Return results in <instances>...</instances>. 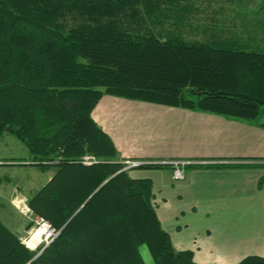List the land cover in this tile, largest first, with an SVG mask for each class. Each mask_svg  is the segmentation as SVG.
<instances>
[{
  "label": "trees",
  "instance_id": "1",
  "mask_svg": "<svg viewBox=\"0 0 264 264\" xmlns=\"http://www.w3.org/2000/svg\"><path fill=\"white\" fill-rule=\"evenodd\" d=\"M212 1L0 0V136L13 134L30 154L5 166L54 170L27 205L59 231L32 251L0 220V264H144L143 245L154 264H196L162 229L151 182L129 176L91 112L108 95L256 120L263 7L245 16L255 0H238L240 24L223 30L200 25ZM85 155L97 163L83 165Z\"/></svg>",
  "mask_w": 264,
  "mask_h": 264
},
{
  "label": "crops",
  "instance_id": "2",
  "mask_svg": "<svg viewBox=\"0 0 264 264\" xmlns=\"http://www.w3.org/2000/svg\"><path fill=\"white\" fill-rule=\"evenodd\" d=\"M194 29L190 37H197ZM91 118L110 138L122 163L163 166L128 173L151 182L152 204L176 251H191L196 264L264 259L263 122L108 95ZM173 161L190 163L182 181L172 179V167L166 163ZM31 169L11 170L24 174ZM45 174L48 182L54 170ZM4 193L0 189V197ZM28 198L15 189L6 199L13 211L27 217ZM11 213L2 211L0 220H10Z\"/></svg>",
  "mask_w": 264,
  "mask_h": 264
},
{
  "label": "rangeland",
  "instance_id": "3",
  "mask_svg": "<svg viewBox=\"0 0 264 264\" xmlns=\"http://www.w3.org/2000/svg\"><path fill=\"white\" fill-rule=\"evenodd\" d=\"M264 0H255L251 4L245 5L243 9H241L242 15L251 16V14L258 12L259 7H263L264 12ZM238 0H213L210 4V7L205 9L199 19L200 25H204L206 21L213 18L215 22H217L222 28L228 29L231 28L233 22L235 20L238 24L239 21L235 19L238 13L235 12V7H237ZM249 6L252 9H249ZM239 11V10H238ZM256 11V12H255ZM259 17V15H257ZM191 34V33H190ZM264 34V32H263ZM188 38V37H187ZM259 40H263L262 45L264 46V37L259 36ZM256 122H263L264 123V106L261 107L259 116L255 120ZM30 157L28 149L11 133H4L0 136V162L1 164H7L12 160H18L23 158ZM12 167L9 166H0V189L4 190L5 193L0 197V213L4 210L12 211L10 217L11 219L8 221H1L10 231L16 233L21 236V242L25 243V239L30 235V233L35 232L39 229L36 221L37 219L34 218L32 214H28L27 217H22L21 215L17 214L13 211L12 207L8 204L7 196L12 193L15 189L16 190H23L28 194L29 197L34 195L44 184L47 182V178L49 174L41 173L38 170L31 169L29 173L18 174L14 173L11 170ZM0 218L2 216L0 215ZM31 224V228L27 231L26 225ZM35 232L34 235H36ZM33 235V236H34ZM43 235V234H40ZM40 237H38L35 241V245L38 244ZM25 246V244H24ZM26 247V246H25ZM36 247V246H35ZM43 245H40L37 249L42 248ZM35 249V250H37ZM34 251V250H32ZM139 252L143 258L144 264H154L153 260L146 248V246L139 247Z\"/></svg>",
  "mask_w": 264,
  "mask_h": 264
},
{
  "label": "built area",
  "instance_id": "4",
  "mask_svg": "<svg viewBox=\"0 0 264 264\" xmlns=\"http://www.w3.org/2000/svg\"><path fill=\"white\" fill-rule=\"evenodd\" d=\"M81 163L85 166H90V165L96 164L97 159L93 156L85 155L81 158ZM123 164H124V170H131V169L139 168L140 166H143V165H149V163L136 162V161H133V162L126 161V162H123ZM166 164L172 167V179L175 181H182L185 177L184 169L190 163L184 162V161H173V162H168ZM36 223L39 226V229L44 227L47 233L45 235H40V240L34 249H29L27 247V242L32 238L35 232H37L39 229H37L33 233H30V235H28V237L25 239V243L23 244H25L26 248H28L29 250H34V251L40 245H43L42 248H45L46 246H48L59 234L58 230L53 229L48 223L44 222L42 219H37Z\"/></svg>",
  "mask_w": 264,
  "mask_h": 264
},
{
  "label": "bare ground",
  "instance_id": "5",
  "mask_svg": "<svg viewBox=\"0 0 264 264\" xmlns=\"http://www.w3.org/2000/svg\"><path fill=\"white\" fill-rule=\"evenodd\" d=\"M47 232L45 231V228L44 227H42V228H40L38 231H37V233H36V235H34V236H32V238L27 242V247L29 248V249H34L35 248V241H36V239L38 238V237H40V234H43V235H45Z\"/></svg>",
  "mask_w": 264,
  "mask_h": 264
},
{
  "label": "water",
  "instance_id": "6",
  "mask_svg": "<svg viewBox=\"0 0 264 264\" xmlns=\"http://www.w3.org/2000/svg\"><path fill=\"white\" fill-rule=\"evenodd\" d=\"M8 130H9V129H8V128H6V131H8ZM84 204H85V203H84ZM39 254H40V253H39ZM39 254H38V255H39ZM38 255H36V256H35V258H36ZM31 262H32V261H31Z\"/></svg>",
  "mask_w": 264,
  "mask_h": 264
}]
</instances>
